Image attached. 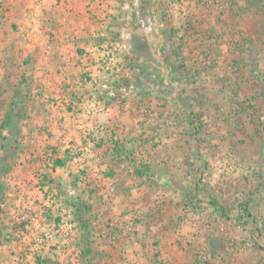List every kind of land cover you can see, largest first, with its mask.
I'll use <instances>...</instances> for the list:
<instances>
[{
    "label": "rangeland",
    "instance_id": "1",
    "mask_svg": "<svg viewBox=\"0 0 264 264\" xmlns=\"http://www.w3.org/2000/svg\"><path fill=\"white\" fill-rule=\"evenodd\" d=\"M52 2L96 51L58 48V138L7 133L0 60V263L264 264V0Z\"/></svg>",
    "mask_w": 264,
    "mask_h": 264
},
{
    "label": "crops",
    "instance_id": "2",
    "mask_svg": "<svg viewBox=\"0 0 264 264\" xmlns=\"http://www.w3.org/2000/svg\"><path fill=\"white\" fill-rule=\"evenodd\" d=\"M1 1L3 6H5L4 11H6L5 15L7 17L6 24L2 25L0 30V43L2 44V49H0L1 65L7 70V79L16 76V74L12 73L13 69L18 70V80L20 79V84L18 83L16 87L15 82H12L10 79L8 81L9 84L4 86L6 93L3 95L5 101L3 104L5 106L7 103V110L3 111V125L7 129V133H9L10 128H14V124L17 125V129H13L14 131L24 133L26 132V129H24L26 124L24 123H33L36 118L42 120L41 122L49 124L51 132L49 129L47 131L54 133V136L58 138L59 134H61V131L58 130L59 124L65 123L68 125L73 119L70 118V113H67L65 109L59 108L58 95L62 97L64 90L63 87L61 88L55 84V79L59 76L53 65L57 62V51L59 46H70L73 52L75 50L73 57H76L78 60L79 58L83 59L87 55L92 56L96 51L95 49L93 52V45L95 44L93 43L92 45L90 42L93 33L89 37V34L85 31L77 29L78 31L76 30L74 36H64L58 40H53L50 36L45 35L47 28L43 27L54 25L60 29L58 25L50 24L51 21L48 19L50 18L49 12L51 14L54 10H58L56 9L59 7L58 3L54 4L52 0ZM47 6L49 9H47ZM44 10H48L46 16H43ZM72 18L74 19L73 16ZM80 31L82 32L78 34L77 32ZM97 37L98 35L94 37V42ZM78 49L83 55L76 56ZM17 91H20V93H17ZM13 102V105L17 104L25 107L29 112L27 111L26 115L20 118V114L17 115L11 112L10 108ZM40 108L44 109L41 111ZM45 109H48L47 113ZM34 111H36V116L32 119V116L35 115V113H32ZM43 113L44 115H42ZM72 128L76 129L75 126ZM71 129L69 127V130ZM73 129L71 131H74ZM46 134L49 136L48 133ZM3 138L6 139L5 136Z\"/></svg>",
    "mask_w": 264,
    "mask_h": 264
},
{
    "label": "trees",
    "instance_id": "3",
    "mask_svg": "<svg viewBox=\"0 0 264 264\" xmlns=\"http://www.w3.org/2000/svg\"><path fill=\"white\" fill-rule=\"evenodd\" d=\"M213 203V202H212ZM214 206H216V203H213Z\"/></svg>",
    "mask_w": 264,
    "mask_h": 264
}]
</instances>
